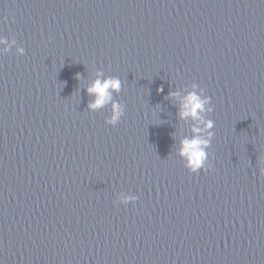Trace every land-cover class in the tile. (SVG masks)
Returning <instances> with one entry per match:
<instances>
[{"label":"water","instance_id":"1","mask_svg":"<svg viewBox=\"0 0 264 264\" xmlns=\"http://www.w3.org/2000/svg\"><path fill=\"white\" fill-rule=\"evenodd\" d=\"M0 37V264H264V0H0ZM98 71L115 126L87 107Z\"/></svg>","mask_w":264,"mask_h":264},{"label":"clouds","instance_id":"2","mask_svg":"<svg viewBox=\"0 0 264 264\" xmlns=\"http://www.w3.org/2000/svg\"><path fill=\"white\" fill-rule=\"evenodd\" d=\"M16 41L13 39L9 42L7 39L0 37V44L4 47L0 49V54L6 53L12 44ZM19 55H24V49L22 47L17 48ZM101 72H97V77L90 85L87 86L86 91L93 97L88 102V109L90 111H96L103 108L105 105H111V115L105 119L106 124L115 126L125 114V106L119 101L113 99V92H120L121 80L117 76L103 77ZM77 74V79H79ZM193 91L187 92L182 98L178 110L180 119H186L191 117L196 123L193 126L194 135L191 137H184L181 139L177 154L184 159V166L192 173H196L199 170L205 168L209 153L207 149L211 144L214 132V121L206 119L201 115L203 112L211 113L213 107L211 105V98L208 95H203L205 89L200 88L197 83L192 84ZM198 89V91H197ZM158 91H163L159 88ZM169 96H180L178 91L169 92ZM207 106V107H206ZM202 124V127L199 125ZM203 133V135H201ZM264 173V168L261 169ZM138 196L120 192L116 196V202L127 205L129 202H135Z\"/></svg>","mask_w":264,"mask_h":264}]
</instances>
